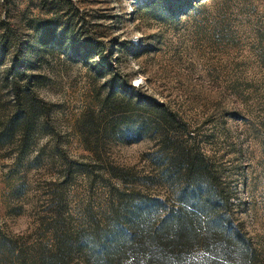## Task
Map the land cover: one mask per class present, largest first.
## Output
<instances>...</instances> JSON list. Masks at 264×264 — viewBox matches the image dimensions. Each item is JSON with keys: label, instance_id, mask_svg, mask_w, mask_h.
Segmentation results:
<instances>
[{"label": "rangeland", "instance_id": "374dc122", "mask_svg": "<svg viewBox=\"0 0 264 264\" xmlns=\"http://www.w3.org/2000/svg\"><path fill=\"white\" fill-rule=\"evenodd\" d=\"M25 87L24 126L0 138V264H40L53 243L81 264L71 241L117 191L174 203L170 160L210 166L264 264V0H0V128Z\"/></svg>", "mask_w": 264, "mask_h": 264}, {"label": "trees", "instance_id": "16d2710c", "mask_svg": "<svg viewBox=\"0 0 264 264\" xmlns=\"http://www.w3.org/2000/svg\"><path fill=\"white\" fill-rule=\"evenodd\" d=\"M24 91L15 90L14 110L0 128V138L24 126L25 102L36 98L30 88ZM174 167L180 175L170 192L174 203L141 188L117 191L121 197L102 225L71 241L81 253V264H112L122 247L147 242L155 256L147 264H175L183 252L197 249L203 250L198 264H256L250 240L232 213L224 211L228 200L217 190L210 166L201 160H170L164 170ZM54 244L40 253V264H61L68 247Z\"/></svg>", "mask_w": 264, "mask_h": 264}, {"label": "snow or ice", "instance_id": "6c2138e0", "mask_svg": "<svg viewBox=\"0 0 264 264\" xmlns=\"http://www.w3.org/2000/svg\"><path fill=\"white\" fill-rule=\"evenodd\" d=\"M189 255H190V254H189ZM175 264H186V262L183 261V260H180V261H175Z\"/></svg>", "mask_w": 264, "mask_h": 264}]
</instances>
